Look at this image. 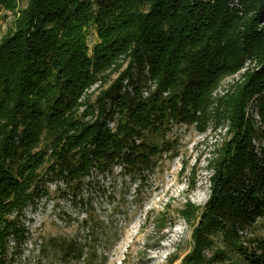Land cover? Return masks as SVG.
Listing matches in <instances>:
<instances>
[{
    "label": "trees",
    "instance_id": "16d2710c",
    "mask_svg": "<svg viewBox=\"0 0 264 264\" xmlns=\"http://www.w3.org/2000/svg\"><path fill=\"white\" fill-rule=\"evenodd\" d=\"M23 1L0 0V21L14 15L5 32L0 23V264L22 255L21 219L47 192L46 179L79 192L93 169H151L173 124L204 129L212 116L227 138L212 160L208 201L181 210L194 226L184 263L213 264L229 248L236 264H264V236L244 234L264 218V0ZM91 25L99 40L90 52ZM250 57L259 68L216 105L220 81ZM113 72L119 77L93 104L80 100ZM149 80L156 87L144 96Z\"/></svg>",
    "mask_w": 264,
    "mask_h": 264
},
{
    "label": "rangeland",
    "instance_id": "374dc122",
    "mask_svg": "<svg viewBox=\"0 0 264 264\" xmlns=\"http://www.w3.org/2000/svg\"><path fill=\"white\" fill-rule=\"evenodd\" d=\"M6 13L8 17L0 21L3 32L14 19L11 12ZM98 40L96 26L91 25L86 39L90 52ZM128 64L125 62L122 70ZM258 68L256 58H247L239 71L220 81L213 93L214 103L235 91L246 74ZM119 75L113 72L107 80L92 84L80 100L93 104ZM122 84H129L126 78ZM155 87L149 80L143 88L144 96ZM253 105L250 103L246 111L260 126L261 117ZM85 106L81 105V110ZM115 125L110 127L114 129ZM226 130L213 116L204 129L197 124L175 123L167 132L168 146L151 169L134 175L125 174L119 165L105 172L93 169L82 180L79 192L61 179H46L47 192L24 210L21 221L29 239L14 264H187L185 257L194 247V226L181 210L187 201L198 207L208 201L212 160L227 138ZM254 142L260 145L258 136ZM163 215L165 228L160 219ZM244 234L264 236V218ZM65 244H73L75 250L65 251ZM217 245L224 247L222 242ZM208 255L211 257L210 251ZM237 261H242L241 257L227 248V256L214 259L213 264Z\"/></svg>",
    "mask_w": 264,
    "mask_h": 264
},
{
    "label": "built area",
    "instance_id": "2783aa9c",
    "mask_svg": "<svg viewBox=\"0 0 264 264\" xmlns=\"http://www.w3.org/2000/svg\"><path fill=\"white\" fill-rule=\"evenodd\" d=\"M96 86H98V85L96 84ZM146 94H147V93H146ZM145 96H147V95H145ZM114 124H115V123L113 122V124H110V125L113 127V126H114Z\"/></svg>",
    "mask_w": 264,
    "mask_h": 264
}]
</instances>
